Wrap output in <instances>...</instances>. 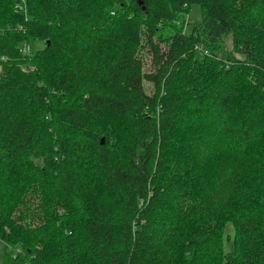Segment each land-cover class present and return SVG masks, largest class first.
Segmentation results:
<instances>
[{"label":"trees","instance_id":"obj_1","mask_svg":"<svg viewBox=\"0 0 264 264\" xmlns=\"http://www.w3.org/2000/svg\"><path fill=\"white\" fill-rule=\"evenodd\" d=\"M0 68V264H264V0H0Z\"/></svg>","mask_w":264,"mask_h":264},{"label":"rangeland","instance_id":"obj_2","mask_svg":"<svg viewBox=\"0 0 264 264\" xmlns=\"http://www.w3.org/2000/svg\"><path fill=\"white\" fill-rule=\"evenodd\" d=\"M186 17H187L186 22H195V21L201 20L202 14H201L200 5L198 3H193L190 6V9H189L188 13L186 14ZM41 45H42V42L40 40H32L31 41V46H26V48L28 49L30 47L32 49H36L37 47H40ZM221 54L222 55H235V56H237L239 58H242L244 56L243 53L238 52V51L235 50L234 44H233V35H232V33H229V34H227L224 37ZM0 70H1V68H0ZM226 232H228L230 235H232L233 227H232L231 224L227 225ZM225 246L228 248L230 245H229V243L225 242ZM5 249H6V245L0 239V262L4 258Z\"/></svg>","mask_w":264,"mask_h":264},{"label":"built area","instance_id":"obj_3","mask_svg":"<svg viewBox=\"0 0 264 264\" xmlns=\"http://www.w3.org/2000/svg\"><path fill=\"white\" fill-rule=\"evenodd\" d=\"M185 28H186V24H185V26H184V29H185ZM26 49H27V48L25 47L24 50H26ZM203 52H204V53H207L208 50H207V49H203Z\"/></svg>","mask_w":264,"mask_h":264}]
</instances>
